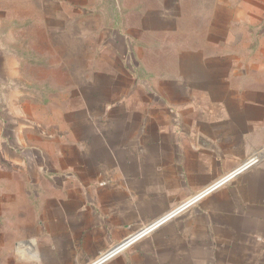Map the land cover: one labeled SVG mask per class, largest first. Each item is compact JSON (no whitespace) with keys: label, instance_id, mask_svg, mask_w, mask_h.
<instances>
[{"label":"crops","instance_id":"1","mask_svg":"<svg viewBox=\"0 0 264 264\" xmlns=\"http://www.w3.org/2000/svg\"><path fill=\"white\" fill-rule=\"evenodd\" d=\"M227 91L149 95L141 115L127 102L108 115L119 127L79 130L76 144L45 128L32 144L37 128L0 114V242L13 232V264H264V164L249 167L246 103ZM39 179L46 190L27 197Z\"/></svg>","mask_w":264,"mask_h":264},{"label":"rangeland","instance_id":"2","mask_svg":"<svg viewBox=\"0 0 264 264\" xmlns=\"http://www.w3.org/2000/svg\"><path fill=\"white\" fill-rule=\"evenodd\" d=\"M249 1L0 0V114L23 130L37 128L38 137L23 132L32 144L42 128L69 131L65 137L76 144L79 130L110 128L109 113L124 111L127 102L141 115L149 95L155 101L183 92L196 99L229 89L246 103L239 141L257 157L249 167H258L264 164V0H254L259 7ZM203 105L194 106L203 111ZM44 172L39 176L49 178ZM45 190L39 179L23 192ZM29 204L23 201V210ZM5 235L0 264H13L14 235ZM21 242L29 258V241Z\"/></svg>","mask_w":264,"mask_h":264},{"label":"built area","instance_id":"3","mask_svg":"<svg viewBox=\"0 0 264 264\" xmlns=\"http://www.w3.org/2000/svg\"><path fill=\"white\" fill-rule=\"evenodd\" d=\"M226 181H227V179H225L223 182L218 183V185L221 186V185H223V183H226ZM218 185H217V186H218ZM124 246H125V245H124ZM124 246H123V247H124ZM123 247H122V248H123ZM122 248H117V249L113 250L112 252L108 253L107 255L104 256V259H103V260H106V259L112 257L114 254H116V253H117L118 251H120Z\"/></svg>","mask_w":264,"mask_h":264}]
</instances>
